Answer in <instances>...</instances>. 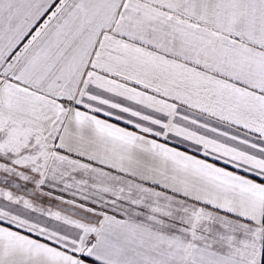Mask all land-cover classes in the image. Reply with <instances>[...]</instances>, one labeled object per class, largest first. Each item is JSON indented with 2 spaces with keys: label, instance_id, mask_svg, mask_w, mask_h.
Instances as JSON below:
<instances>
[{
  "label": "snow or ice",
  "instance_id": "1",
  "mask_svg": "<svg viewBox=\"0 0 264 264\" xmlns=\"http://www.w3.org/2000/svg\"><path fill=\"white\" fill-rule=\"evenodd\" d=\"M0 264H264V0H0Z\"/></svg>",
  "mask_w": 264,
  "mask_h": 264
}]
</instances>
